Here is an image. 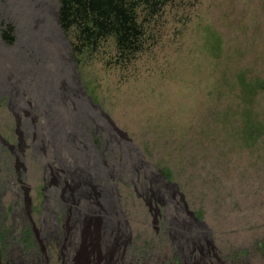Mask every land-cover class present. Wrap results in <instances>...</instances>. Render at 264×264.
<instances>
[{
  "label": "rangeland",
  "instance_id": "374dc122",
  "mask_svg": "<svg viewBox=\"0 0 264 264\" xmlns=\"http://www.w3.org/2000/svg\"><path fill=\"white\" fill-rule=\"evenodd\" d=\"M156 1L154 8L137 5L141 35L138 50L129 54L110 36L89 45L75 26L64 30L58 0H34L27 28L39 41L35 49L28 47L12 0H0L1 44L19 52L31 71L56 73L63 99L50 97L49 107L74 114L64 124L56 116L62 139L52 142L51 129L49 140L36 124L46 110L34 117L28 108L25 89L33 78H19L21 70L3 64L8 70L0 84V249L7 245L9 254L2 264H33L37 248L24 227L27 189L39 202L45 160L53 161L60 150L71 162L79 150L74 129L84 132L90 149V141L98 153L110 147L123 166L125 183L117 188L130 227L126 256L134 263L165 264L176 245L192 252L209 242L215 264H264V90L256 82L264 84V0ZM47 18L54 38L41 26ZM49 117L55 115L45 121ZM141 172L161 179L153 189L166 199L176 235L163 232V222L153 223L146 201L126 183L128 177L142 181ZM199 232L208 237L200 240ZM92 237L81 235L86 263L101 252L88 248Z\"/></svg>",
  "mask_w": 264,
  "mask_h": 264
},
{
  "label": "bare ground",
  "instance_id": "6f19581e",
  "mask_svg": "<svg viewBox=\"0 0 264 264\" xmlns=\"http://www.w3.org/2000/svg\"><path fill=\"white\" fill-rule=\"evenodd\" d=\"M34 3H36L34 0H12L11 8L12 11L18 13L16 17L21 23L24 41L29 45L28 47L35 49L39 39H36L31 31L28 33L29 29L27 28L28 25L32 27L31 23L34 18L32 16V4L34 5ZM51 22L52 21L47 18L41 26L44 28L43 31L45 33H48L51 35L50 37L54 38L55 34L51 31L52 28L50 29ZM43 51L44 50L41 48L38 50L39 53H44ZM21 59L22 57H20L19 52L14 49L3 47L0 42V84L3 85L4 75H6L4 72L6 69L8 70V67H3L6 64H8V66L10 65L9 67L12 71L17 70L19 73L21 70L19 74L22 76L19 75V78L24 79L26 76L32 77L33 81L27 84L28 90L25 89L27 91H25V93L28 95L29 99L28 108L31 112L33 111L31 114L34 117L39 110H46V112H42L43 116H39L40 119L36 124L37 126H43V133H45V136L46 133L48 134L49 140L51 138L52 142H61L62 135L60 131L58 132V128H56L58 126L55 118L60 115L61 118L58 119L61 122L60 124H64L66 121L71 123L74 119V114L58 113L56 110H53L54 108L51 106L49 107L48 103L51 101L49 100L50 97L55 101L60 97L63 99L61 92H58L60 77L57 78L58 75H56V73L53 74L52 70L43 74L31 71L27 65H22ZM39 74L40 78L38 77ZM16 93L20 94L17 91ZM63 95L64 97L67 96L66 93ZM17 111H20L19 118L23 124V122L26 121H24V117L22 116L23 113L21 114L22 109H20L19 105L17 106ZM51 113H53L55 117H53V119L49 117L50 120L48 122L45 121L47 115ZM32 115H30V118L33 119ZM33 127L34 125L31 128ZM51 129L54 130L52 134ZM74 131L75 135L72 137H74V143L76 142L79 146V150H77V154L74 153V155H70L72 157L70 159L71 162L67 161L68 159L65 158L63 153H60V150L56 151L55 155L53 154V161L45 160L47 163H45V165L47 167L44 169V177L42 176L43 178L41 180L43 184L39 190L41 200L39 202H34L38 199L34 198V200L33 197L30 196V193L34 190L32 191L29 187L27 189L26 204L23 213L26 220V222L24 220L26 223L24 227L25 231L30 233V238L33 239V245L37 248L33 264H138L136 262L134 263L132 259L126 256V248L129 247L128 245L131 241L130 227L128 228L129 224H127L121 212L120 197L117 188L119 182L125 183L123 181L124 179L122 180L120 178V173L123 170L121 168L123 166L115 163L110 147L107 150H103L102 153H98L91 141L89 142L91 149L86 145L88 142L83 137L84 132L82 133L76 129H74ZM50 134L51 136L49 138ZM39 136H36L35 142L40 141ZM90 150H92V152ZM50 166L56 169L59 167L62 170L49 171ZM144 166L148 168L146 165ZM141 173H143L142 181H138V178L132 181L131 178L128 177L129 179L127 178L126 183L129 186L133 183L137 197L146 201V205L153 218V223L158 226L159 222H163V224H165V231L163 232L167 234L175 233L176 235L177 232L172 228L167 219L168 215L166 213L168 210V203H166V199L163 200L159 198L153 189V186L157 183H159L158 186L163 184H160V182H162L161 179L158 177L155 179L151 177L148 178V176H145L144 172ZM171 186L172 185L169 184L164 185L167 189L174 187ZM163 194L160 192V195ZM173 195L174 194L171 193V197H174ZM182 200L183 199H181L182 206H185ZM182 210L186 214L188 213L184 207ZM20 212L21 214L19 215H22L23 211L20 210ZM188 214L191 215V213ZM97 226H99V228L96 231ZM80 233L83 238L85 235L87 236V234L93 236L92 238L95 236V241L88 247L89 249L94 248L97 252V249L101 247V252H97L96 256L92 255L87 263L85 262L86 251L84 250L86 244L82 245V247L80 246ZM157 234H159V232ZM201 235L206 238L208 237L206 234H200L199 232L198 238L200 240ZM204 237H202V239ZM199 239H197V242L200 241ZM204 242L206 243L205 240ZM87 243H89V241ZM189 243L195 244V241L191 239ZM200 243L196 251L193 250L194 252L189 251V248L183 250L180 244L176 245L175 255L166 259L165 264H215V262H219L218 259L211 254L209 242H207V245L204 247L200 246ZM79 247L81 253L77 256ZM53 249L57 250L55 256L52 253ZM113 250L115 256L114 254L110 255ZM213 260L215 261L213 262Z\"/></svg>",
  "mask_w": 264,
  "mask_h": 264
},
{
  "label": "trees",
  "instance_id": "16d2710c",
  "mask_svg": "<svg viewBox=\"0 0 264 264\" xmlns=\"http://www.w3.org/2000/svg\"><path fill=\"white\" fill-rule=\"evenodd\" d=\"M58 2L59 22L64 30L75 26L81 40L89 45L95 44L99 38L110 36L119 51L129 54L138 50L137 41L141 35V27L135 19L137 5L143 2L154 8L157 3L156 0H58ZM238 79L243 81V75L240 74ZM256 82L262 83L259 87L264 90L263 82L260 80ZM256 82L253 81V85ZM8 254L9 247L4 244L0 249V256L7 257Z\"/></svg>",
  "mask_w": 264,
  "mask_h": 264
}]
</instances>
